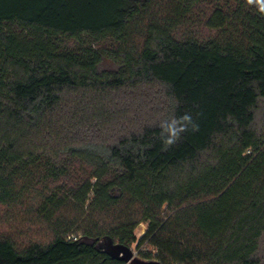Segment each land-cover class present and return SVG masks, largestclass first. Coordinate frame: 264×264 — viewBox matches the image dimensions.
I'll list each match as a JSON object with an SVG mask.
<instances>
[{"label":"trees","instance_id":"1","mask_svg":"<svg viewBox=\"0 0 264 264\" xmlns=\"http://www.w3.org/2000/svg\"><path fill=\"white\" fill-rule=\"evenodd\" d=\"M264 0H0V264H264ZM198 125L171 145L163 125ZM146 223L141 237L136 228Z\"/></svg>","mask_w":264,"mask_h":264},{"label":"rangeland","instance_id":"2","mask_svg":"<svg viewBox=\"0 0 264 264\" xmlns=\"http://www.w3.org/2000/svg\"><path fill=\"white\" fill-rule=\"evenodd\" d=\"M37 203L36 200L28 199L24 204L14 207L0 205V234L12 236L21 246L31 240H47L50 232L45 223L37 217ZM146 230V223H141L135 233L141 237ZM131 246L139 254L137 243Z\"/></svg>","mask_w":264,"mask_h":264},{"label":"water","instance_id":"3","mask_svg":"<svg viewBox=\"0 0 264 264\" xmlns=\"http://www.w3.org/2000/svg\"><path fill=\"white\" fill-rule=\"evenodd\" d=\"M96 248L107 252L113 259L124 261L126 264H165L158 258H145L135 252L132 246L115 242L112 237L104 236L96 243Z\"/></svg>","mask_w":264,"mask_h":264},{"label":"clouds","instance_id":"4","mask_svg":"<svg viewBox=\"0 0 264 264\" xmlns=\"http://www.w3.org/2000/svg\"><path fill=\"white\" fill-rule=\"evenodd\" d=\"M249 3L252 0H248ZM264 10V9H262ZM164 131L168 133L167 139L164 141L165 145H171L179 139L180 134L187 131L189 127L192 131L198 130V125L192 120V117L188 114L183 115L180 118H173L171 122L162 126Z\"/></svg>","mask_w":264,"mask_h":264}]
</instances>
